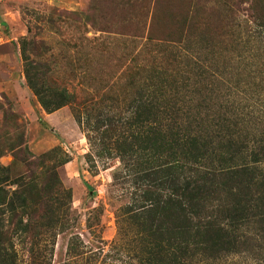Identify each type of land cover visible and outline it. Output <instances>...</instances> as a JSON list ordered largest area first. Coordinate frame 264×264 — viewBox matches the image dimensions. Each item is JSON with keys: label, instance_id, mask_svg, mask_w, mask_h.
I'll list each match as a JSON object with an SVG mask.
<instances>
[{"label": "trees", "instance_id": "16d2710c", "mask_svg": "<svg viewBox=\"0 0 264 264\" xmlns=\"http://www.w3.org/2000/svg\"><path fill=\"white\" fill-rule=\"evenodd\" d=\"M79 41L70 68L40 61L50 47L30 26L21 51L27 84L45 111L73 107L95 156L119 160L133 181L136 194L120 216L128 251L107 253L102 263L121 256L129 264H264V131L249 128L223 80L251 73L223 70L217 53L204 57L184 39L147 38L136 51L117 52L102 48L104 41L93 51L97 39ZM248 85L245 96L264 91ZM10 152L28 172L12 178L0 164V264H24L22 257L52 264L57 237L70 229L71 206L61 213L58 198V168L69 159L50 165L60 150L35 156L23 133L0 137V159ZM81 241H69L72 260L84 255Z\"/></svg>", "mask_w": 264, "mask_h": 264}, {"label": "rangeland", "instance_id": "374dc122", "mask_svg": "<svg viewBox=\"0 0 264 264\" xmlns=\"http://www.w3.org/2000/svg\"><path fill=\"white\" fill-rule=\"evenodd\" d=\"M29 26L50 47L40 61L48 59L49 64L57 60L69 68L76 45L84 38L97 39L92 51L103 41L102 48L117 52L124 48L136 51L147 38H169L186 40L187 48L200 50L204 57L217 53L214 55L223 70L232 65L237 71L251 73V77L227 75L223 80L234 88L231 101L240 109L245 107L249 128L264 131L259 120L264 117V91L246 96L241 92L246 83L264 88L260 81L264 75L258 81L253 79L261 64L264 71V0H0V137L5 142L23 133L26 147L35 156L59 149L50 165L69 159L58 168L64 186L58 198L61 213L71 206L72 214L66 218L70 229L57 237L52 264H103L107 253L126 254L128 242L120 233V216L136 191L119 160L95 156L88 127L80 125L73 107L49 113L29 88L21 51ZM231 56L235 61H230ZM76 84L71 83V88ZM0 164L11 168L12 178L28 172L13 152L5 154ZM72 235L81 236L86 246L81 244L84 255L73 260L67 253ZM52 242L48 240L46 245L52 246ZM22 260L27 263L26 257ZM127 260L121 256L107 259L114 264H129Z\"/></svg>", "mask_w": 264, "mask_h": 264}]
</instances>
